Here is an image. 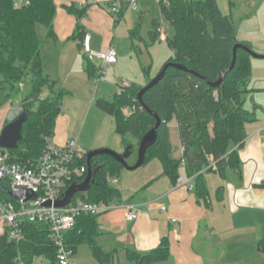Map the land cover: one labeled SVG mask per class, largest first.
Masks as SVG:
<instances>
[{
    "label": "trees",
    "instance_id": "trees-1",
    "mask_svg": "<svg viewBox=\"0 0 264 264\" xmlns=\"http://www.w3.org/2000/svg\"><path fill=\"white\" fill-rule=\"evenodd\" d=\"M159 6L174 30L173 37L166 38L172 56L164 64L180 65L186 72L168 66L162 79L143 94L142 102L138 101L137 94L143 86L131 83L121 86L120 93L115 94L112 102L97 100L96 105L112 117L114 132L122 139L126 136L136 139L137 146L155 125L154 118L144 107L153 112L160 119V124L155 144L146 151L145 163L158 160L163 175L173 185L182 166L185 175L193 178L195 195L205 201L208 192L203 174L214 171L224 178L227 170H239L237 150L242 148L246 138L245 125L256 120L254 112L245 108L250 92L247 82L252 74L248 53L237 48L233 68L225 74L222 85L217 88L212 86L219 75L230 67L235 45L250 46L236 41L235 25L230 15L222 14L218 0H169L168 5ZM85 9L75 5L66 7L67 13L77 19L84 15ZM54 14L53 0H30L29 6L21 8H15L12 0H0V93L17 95L18 85L24 78H29L31 84L28 101L22 108L28 119L22 126V140L18 147L8 151L9 163L35 164L47 140L53 137L55 121L60 114L64 92L56 91L55 84L44 74L36 34V25H41L46 29V37L54 36ZM158 25L156 20L151 23L148 32L151 43L158 39ZM140 27L141 22H138L129 32L132 40L139 38ZM79 29L78 25L73 39L82 43L84 32ZM85 65L92 77L95 66L86 58ZM150 71H145L148 82L152 79ZM46 90L51 97L41 99ZM35 103H38V108L34 111L32 107ZM172 121L176 123L182 148L178 159L171 157L169 124ZM122 143L125 148L131 147L132 154L134 144L126 140ZM90 163L95 170L93 183L86 193L77 194L73 202L117 201L120 192L109 185L107 179L117 178L121 165L107 156L94 157ZM211 163H214L215 169L210 167L204 171ZM79 165L86 167L85 159ZM85 176L71 181L68 187L72 183H82ZM8 193L7 187L0 181V202L14 201ZM96 217H79L74 227L65 234V244L74 254L79 246L87 245L98 264H111L113 254L104 253L94 243ZM21 232L22 239L17 243L7 235L0 238V264H15L17 256L24 264H57L46 227L23 223ZM126 257L125 264L167 262L170 258L169 240L163 237L159 245L146 254L127 251ZM35 258L40 261L35 263Z\"/></svg>",
    "mask_w": 264,
    "mask_h": 264
},
{
    "label": "crops",
    "instance_id": "crops-1",
    "mask_svg": "<svg viewBox=\"0 0 264 264\" xmlns=\"http://www.w3.org/2000/svg\"><path fill=\"white\" fill-rule=\"evenodd\" d=\"M136 1L138 10L133 28L142 21L140 11L147 8L144 5L149 0ZM240 1L227 0L228 15L235 25L236 41L247 44L250 48L257 44L264 46V34L263 38H258L251 31H242L236 24L238 22L234 10L236 3ZM109 2L118 3L120 24L114 22ZM53 3L54 36L48 38L45 33V41L42 44L39 40L38 42L44 74L55 84L56 91H63L64 95H75L78 91L81 95H90L96 71L92 77L86 71L84 40L94 50L101 51L110 46L116 50L117 63L108 68L121 67L125 61L122 55L118 56V47H126L127 36L131 46L135 50L137 48L140 56L142 55L140 46L134 45L135 39L130 38L129 32L133 28L127 35L120 26L131 12L129 0H53ZM70 5L85 7L84 15L77 19L68 14L66 7ZM78 25L81 27L79 30L84 32L82 43L73 39ZM158 29L164 31L160 24ZM166 38L165 31L164 39L158 36L161 41ZM120 42L123 43L121 47ZM144 46L147 49L145 43ZM260 55L264 56V52H260ZM171 56L170 51L164 62ZM131 63L136 65L133 60ZM139 67L142 68V75H145L146 68ZM251 69L248 88L250 94H259L264 91V58H251ZM134 73L139 74V68L132 74L120 72L119 78L112 79L116 86L115 94L121 86L134 83L144 87L148 83L147 75L142 77L145 82H140ZM250 94L247 96L249 107L246 109L254 112L256 120L245 125L246 138L242 148L237 150L239 170H227L224 178L214 171L204 173L203 181L208 192L205 201L199 200L195 195L193 180L190 182L191 189L175 188L163 175L161 164V172L149 184L137 186L130 190L128 196L118 189L120 198L116 202L136 204L140 213L134 223L125 220L122 209L96 217L97 235L94 243L104 253L113 254L111 264L115 260L127 262V251L140 254L150 252L159 245L163 237L169 240L170 258L159 264H264V95ZM42 95H48V91H44ZM246 103L247 100L245 106ZM60 114L53 131V140L57 144H63L69 139L68 132L72 127L71 118ZM4 126H1L0 131ZM172 127L177 131L175 121L169 124V132ZM104 145L94 144L89 147L96 150L105 148ZM179 148L180 158V143ZM178 173L179 176L187 177L182 166ZM173 219L175 223L171 222ZM201 231L203 235L199 237Z\"/></svg>",
    "mask_w": 264,
    "mask_h": 264
},
{
    "label": "rangeland",
    "instance_id": "rangeland-1",
    "mask_svg": "<svg viewBox=\"0 0 264 264\" xmlns=\"http://www.w3.org/2000/svg\"><path fill=\"white\" fill-rule=\"evenodd\" d=\"M220 10L222 14L228 15L229 5L227 0H218ZM146 9H141L142 21L139 31V38H136L133 41L134 45H139L142 50V55L138 53V49L131 46L129 37L127 36L126 47L119 49L118 47V56L123 57L121 67L116 66L114 68L105 67L102 70L103 76L100 78L99 83L91 85L90 95H81L76 92L75 95H62L60 101L61 116L70 117L72 120V127L69 130V139H77L79 146L82 150L87 153L94 149H91L90 145L105 144V148L116 154H123L125 147L122 143L123 140L131 142L133 145V153L126 160L127 164L132 165L137 158V145L136 139L126 136L124 139L119 137L113 128V119L106 112L100 110L97 105V100H105L107 102H112L115 97L114 88L116 86L113 84V78H119L120 72H129L133 73L136 71V68H139V74L134 73L135 78L140 82H145L142 79V68L145 67L146 70L151 69L152 74L150 76H155L159 71L160 67L164 64L167 54L170 52L167 46V41L156 40L155 43H151L148 38V32L151 30V23L153 20H157L160 26L164 29L166 37L171 39L174 34L173 28L170 26L169 22L162 15L159 4L155 3L153 0L145 2ZM235 19L237 20L240 29L242 31H251L253 34H256V37L263 38L264 34V0H241L236 3L235 6ZM137 13L129 12L126 15V21L120 25L122 30L128 35V31L131 30L134 26V21L136 20ZM46 29L41 25H36V34L38 40L41 44L45 41ZM123 40V39H122ZM144 43L147 46H144ZM123 44L120 42V47ZM132 48V49H131ZM252 52L260 55V52H264V46L252 45ZM121 50V51H119ZM140 56V57H139ZM262 56V55H260ZM132 60L136 62L132 64ZM96 69L100 67L99 62H95ZM135 66H137L135 68ZM141 77V78H140ZM147 79V78H146ZM104 83H107L104 85ZM19 92L17 95H2L0 93V128L2 125H6V115L7 113L16 108H23L27 103V95L30 92L31 84L29 78H24L21 84L18 85ZM247 84V88H248ZM17 89V90H18ZM250 90V88H248ZM47 92V91H45ZM250 94V92H249ZM248 94V95H249ZM250 95H264V91L259 94H250ZM51 95H41V99L50 98ZM247 103L245 108L248 109L249 98H246ZM33 110H37L38 103L33 105ZM3 114V115H2ZM170 141L172 143V153L171 157L179 158L180 148L179 140L177 136V131L174 127L170 130ZM99 149V148H98ZM160 162L158 160H151L140 168L128 171L121 168L117 176V186L111 185V182L108 181V184L114 186L117 189H121L124 195L128 196L132 189L137 186H144L149 184L150 180H153L161 172ZM111 180V179H110ZM203 235L202 231L199 234V237ZM35 263H38L40 260L35 258ZM120 260V259H119ZM75 264H98L92 252L87 245H82L77 253L74 255ZM124 261H114V264H125ZM164 263V262H163Z\"/></svg>",
    "mask_w": 264,
    "mask_h": 264
},
{
    "label": "built area",
    "instance_id": "built-area-1",
    "mask_svg": "<svg viewBox=\"0 0 264 264\" xmlns=\"http://www.w3.org/2000/svg\"><path fill=\"white\" fill-rule=\"evenodd\" d=\"M191 1V0H182ZM129 9L137 12V1L129 0ZM159 5H168L169 0H154ZM15 8L27 7L30 0H12ZM109 11L117 24L121 23L120 9L117 2H109ZM161 39H164V31L157 30ZM83 54L85 58L95 66L99 62L100 67L96 69L93 84H98L103 76L105 67L117 63V52L113 47L105 50H94L84 40ZM127 86V85H124ZM120 88L118 93H120ZM264 132V128L262 129ZM86 153L78 144L77 139H68L63 144L54 142L49 138L45 147L34 164L23 165L9 163L8 151L0 149V181L7 187L8 192L14 194L13 202H0V238L7 237L14 242L22 239L21 225L23 223L44 226L48 231V238L55 249L57 264H75L74 252L65 244V234L71 230L76 220L81 216H98L116 209L124 211L125 220L134 223L139 217V206L132 203L106 202H84L80 200L71 201L66 207L57 208L54 203L61 199L68 184L82 178L86 174V167L79 165L85 159ZM215 169L214 163L209 168ZM111 179V180H110ZM193 178L179 176L174 184L175 188H192L190 182ZM111 185L117 186L116 177L108 178ZM114 187V186H113ZM32 195L36 198L29 199ZM48 203L49 205H45ZM175 223L173 219L171 221ZM39 260V259H38ZM15 264H24L20 256L15 259Z\"/></svg>",
    "mask_w": 264,
    "mask_h": 264
},
{
    "label": "water",
    "instance_id": "water-1",
    "mask_svg": "<svg viewBox=\"0 0 264 264\" xmlns=\"http://www.w3.org/2000/svg\"><path fill=\"white\" fill-rule=\"evenodd\" d=\"M237 48H241L242 50H244L246 53L250 55L251 58H255V59L264 58V56H260L252 52V50L249 47L245 45H241V44H236L233 49L232 63L230 67L227 70H224L219 75L217 82L212 85L213 87H216V88L220 87L222 85L225 74L233 68ZM168 66H173L176 69L186 72V70L180 65L172 64V63H165L162 66L161 70L138 92L137 98L139 102H142L143 94L148 89H150L152 86L157 84L159 80L162 79V77L164 76L165 69ZM144 109L154 118L155 125L141 138L138 144V147H137V158H136L135 163L132 166H129L126 162V160L131 155L130 146L126 147L124 153L121 155L116 154L107 149H96V150L87 152L85 155L87 172H86V176L83 182L80 184L72 183L65 190L61 199L54 203L55 207L57 208L66 207L68 204L71 203V201L77 194L86 193L89 190L91 184L93 183V174L95 173V170H93L91 163H90L91 159L94 157H97V156L110 157L113 160H115L119 165H121L123 169L128 170V171L136 170L140 168L142 165H144L145 159H146V151L155 144L156 138H157L156 130L160 124V119L153 112H151L146 107H144ZM27 119H28V114L24 112L21 107H16L7 113L6 115L7 123L0 131V149L2 150V154L4 153V151L14 150L18 147V143L21 142L22 140V135H21L22 126L27 121ZM8 195L12 198L14 197V194L11 192H9ZM28 198L33 199L36 197L30 195ZM45 205H49V204L45 203Z\"/></svg>",
    "mask_w": 264,
    "mask_h": 264
}]
</instances>
